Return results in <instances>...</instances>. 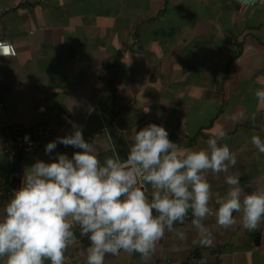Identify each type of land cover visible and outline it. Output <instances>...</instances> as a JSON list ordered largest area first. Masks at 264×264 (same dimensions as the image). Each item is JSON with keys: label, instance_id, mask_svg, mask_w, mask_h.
Returning <instances> with one entry per match:
<instances>
[{"label": "crops", "instance_id": "obj_1", "mask_svg": "<svg viewBox=\"0 0 264 264\" xmlns=\"http://www.w3.org/2000/svg\"><path fill=\"white\" fill-rule=\"evenodd\" d=\"M0 7L8 8L0 37L18 49L0 58V211L26 166L49 158L43 150L9 157L3 129L12 125L50 123L60 135L80 127L102 160L113 147L126 155L149 122L162 123L181 148L204 147L223 129L237 162L205 173L213 190L225 191L235 173L246 190L264 186V153L251 142L264 137V100L255 95L264 87V0H0ZM234 215L228 227L214 214L205 218L212 246L198 243L194 225L176 224L186 238L166 230L148 260L122 250L105 264H200L199 256L201 264H264V220L248 230L242 213ZM77 235L65 264H86L89 241Z\"/></svg>", "mask_w": 264, "mask_h": 264}, {"label": "clouds", "instance_id": "obj_2", "mask_svg": "<svg viewBox=\"0 0 264 264\" xmlns=\"http://www.w3.org/2000/svg\"><path fill=\"white\" fill-rule=\"evenodd\" d=\"M0 54H6L2 45ZM255 95L264 100V87ZM226 135L218 129L206 146L181 148L153 121L135 130L126 155L113 147L103 160L80 127L49 140V158L26 166L21 186L0 211V264H65L69 245L79 241L77 229L89 241L86 264H105L107 255L122 250L148 260L166 230L186 238L175 225L189 215L204 246L213 245L204 222L212 214L228 227L236 223L234 213H242L243 227L255 230L264 220V186L246 190L235 173L226 176L228 187L219 192L205 175L236 164V154L221 142ZM251 142L264 153V137L253 135ZM58 144L76 150L69 155L58 151Z\"/></svg>", "mask_w": 264, "mask_h": 264}, {"label": "built area", "instance_id": "obj_3", "mask_svg": "<svg viewBox=\"0 0 264 264\" xmlns=\"http://www.w3.org/2000/svg\"><path fill=\"white\" fill-rule=\"evenodd\" d=\"M40 1H45V0H40ZM240 1L245 4H254L259 0H240ZM6 10H8V8L5 9L0 7V15L3 14V12H5ZM0 45L3 46L6 53L5 55L0 54V58L12 57L18 54L17 47L8 38L0 37ZM3 132L5 135L4 150L11 158L16 157L23 153L33 152L37 150L45 151V144L49 140L54 139L57 136H61L60 131L57 130L50 123H45L44 125L37 123L30 127H23L22 125H12L4 128ZM26 134L29 136V140L25 139ZM57 150L58 151L71 150V147L63 144H58ZM18 175H19L18 171H12L10 177L13 178V176H18ZM176 224L183 226L192 225L191 216L189 215V217H186L183 223L177 222ZM195 261L196 263L201 264L205 262L206 259L203 256H199L195 258ZM187 264H192V263H187Z\"/></svg>", "mask_w": 264, "mask_h": 264}, {"label": "rangeland", "instance_id": "obj_4", "mask_svg": "<svg viewBox=\"0 0 264 264\" xmlns=\"http://www.w3.org/2000/svg\"><path fill=\"white\" fill-rule=\"evenodd\" d=\"M191 92H194V90H191Z\"/></svg>", "mask_w": 264, "mask_h": 264}]
</instances>
